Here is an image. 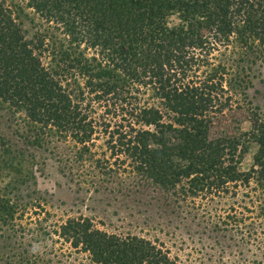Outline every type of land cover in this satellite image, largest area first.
<instances>
[{
	"label": "trees",
	"instance_id": "1",
	"mask_svg": "<svg viewBox=\"0 0 264 264\" xmlns=\"http://www.w3.org/2000/svg\"><path fill=\"white\" fill-rule=\"evenodd\" d=\"M254 68L264 69V0H0V118L14 128L0 134V264H67L53 236L90 264H178L163 245L89 218L24 222L47 215L32 190L42 152L76 185L116 180L132 192L125 166L134 193L199 199V264H264V108L247 95ZM235 111L242 122L224 131ZM101 135L112 164L95 151ZM172 139L182 146L165 160ZM37 234L50 247H34Z\"/></svg>",
	"mask_w": 264,
	"mask_h": 264
},
{
	"label": "rangeland",
	"instance_id": "2",
	"mask_svg": "<svg viewBox=\"0 0 264 264\" xmlns=\"http://www.w3.org/2000/svg\"><path fill=\"white\" fill-rule=\"evenodd\" d=\"M33 17L31 11H26ZM25 29L32 33L33 25L29 24L26 19ZM37 24L40 23L38 17H35ZM255 78L252 80L253 87L247 91L248 98L254 105L264 108V69L254 68ZM242 112L235 111L229 114V118L223 122V130L229 127L232 133L239 123L242 122ZM0 116H3L0 114ZM5 117L0 118V134L4 133L10 136L13 132V125L9 121L7 123ZM10 126V128H9ZM246 126V123L243 124ZM106 136L101 135L98 140L94 141L95 151L101 156L104 155L106 159L112 164L115 158L110 156L106 148ZM174 145L182 146V141L171 140L167 145L162 146L164 154L160 157L165 160H170L176 156L170 155L171 149ZM27 149V148H26ZM254 147L249 149L245 158V164L249 165L251 156L253 155ZM37 172L34 173L32 182V190L37 191V197L42 199V205L47 215L41 211H37L38 215H27L24 222L28 223L31 220H45L42 222V227L48 225H60L69 218L84 217L93 221L96 228L110 234L117 235H136L143 237L153 243L163 245L170 253L171 258H176L178 264H199L197 262V253L194 249H199L201 230L197 227L199 223L198 216L201 215L200 210H196L199 204V199H187L184 203H177L174 199H169L166 194L153 192V189L142 190L139 188V193H134V184L131 178H128V173H122L123 168L129 170L127 167H121V179L126 180L125 186L132 192L123 190L116 185V180H111L112 184H102V187L95 188L85 184L76 185L70 179L62 177L58 173L57 165L48 153H37ZM122 159V158H120ZM44 165H41V164ZM85 163V162H83ZM112 167V166H111ZM116 167L113 166L112 169ZM86 169L89 170V164H86ZM65 175V172H63ZM88 171L84 172L87 174ZM82 175V174H80ZM108 175L104 176L108 179ZM113 179L114 174L110 175ZM117 177V175H116ZM118 179V177H117ZM9 180L4 178V182ZM87 181H90L87 179ZM36 197V196H35ZM28 239V237H25ZM55 241V247L58 254L65 255L64 260L67 264H90L87 259V254H75L67 257L69 245L57 237H52ZM33 240L40 243H35L34 247H43L46 245L50 247L51 241L46 237L37 234L33 236ZM45 241V242H43ZM205 243H208L205 241ZM211 244V242H209ZM43 249V248H41ZM211 253V252H210ZM235 253V249L231 251Z\"/></svg>",
	"mask_w": 264,
	"mask_h": 264
}]
</instances>
